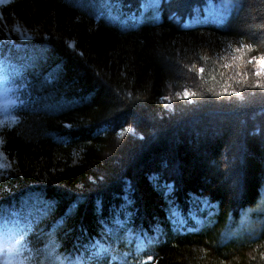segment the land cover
Masks as SVG:
<instances>
[{
    "label": "trees",
    "instance_id": "16d2710c",
    "mask_svg": "<svg viewBox=\"0 0 264 264\" xmlns=\"http://www.w3.org/2000/svg\"><path fill=\"white\" fill-rule=\"evenodd\" d=\"M147 1L0 4L22 264H264V0Z\"/></svg>",
    "mask_w": 264,
    "mask_h": 264
},
{
    "label": "rangeland",
    "instance_id": "374dc122",
    "mask_svg": "<svg viewBox=\"0 0 264 264\" xmlns=\"http://www.w3.org/2000/svg\"><path fill=\"white\" fill-rule=\"evenodd\" d=\"M4 0H0V4ZM154 0H148L142 9V14L139 18H137L138 23H144L145 21H149L152 19L150 15L153 7ZM210 6L208 9H210ZM206 12L213 13V11L208 10ZM206 12L203 16L206 17ZM215 13V12H214ZM202 16V17H203ZM208 17V15H207ZM211 17V15H210ZM204 20V18H198V20ZM195 22V19L192 20ZM14 33H17L20 38L29 39L31 34L23 28L21 25L16 24L13 26ZM256 71L259 74L264 75V60L259 59L256 61ZM6 75L4 74L3 67L0 66V127L10 123L12 121V114L10 113V97L8 88L6 87ZM0 147H1V139H0ZM5 164V158L3 154L0 152V168H2ZM29 217L26 210H22L19 215L14 218H10L7 222L0 223V264H16L18 259L16 255L21 257V263H24L25 255V244L24 237L22 239V235L20 234V227L24 220ZM0 219H6L5 216L0 217ZM108 234L109 231H107ZM141 248V247H139Z\"/></svg>",
    "mask_w": 264,
    "mask_h": 264
},
{
    "label": "snow or ice",
    "instance_id": "6c2138e0",
    "mask_svg": "<svg viewBox=\"0 0 264 264\" xmlns=\"http://www.w3.org/2000/svg\"><path fill=\"white\" fill-rule=\"evenodd\" d=\"M262 60H264V57H261Z\"/></svg>",
    "mask_w": 264,
    "mask_h": 264
}]
</instances>
